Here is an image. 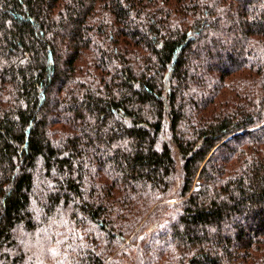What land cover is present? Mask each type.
<instances>
[{"label": "trees", "instance_id": "trees-1", "mask_svg": "<svg viewBox=\"0 0 264 264\" xmlns=\"http://www.w3.org/2000/svg\"><path fill=\"white\" fill-rule=\"evenodd\" d=\"M0 264H264V0H0Z\"/></svg>", "mask_w": 264, "mask_h": 264}]
</instances>
